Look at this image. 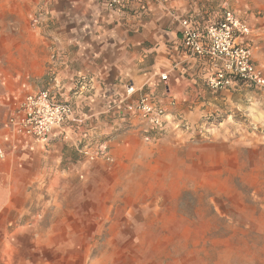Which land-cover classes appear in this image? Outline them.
Wrapping results in <instances>:
<instances>
[{
  "label": "crops",
  "instance_id": "1",
  "mask_svg": "<svg viewBox=\"0 0 264 264\" xmlns=\"http://www.w3.org/2000/svg\"><path fill=\"white\" fill-rule=\"evenodd\" d=\"M106 1L40 0L37 4L38 23L33 28L39 62L16 80L5 104L9 111L23 95L49 88L72 103L74 115L53 128L46 142L10 134L3 126L8 112L0 124L4 154L0 157V264L76 261L63 258L58 250L77 248L75 233L93 231L82 222L78 225V217H84L92 226L94 216L92 207H78L77 186L90 179L92 170L82 147L109 138L112 154L127 132H143L146 126L127 103L144 92L159 103L172 99L171 112L184 120L204 104L210 62L181 45L180 19L203 28L225 6L235 8L246 23L256 24L246 41L264 73L263 23H254L253 14L231 0H126L114 8ZM161 72L168 73L167 80L159 79ZM80 76L86 77L87 85L78 86ZM128 86L137 91L125 104Z\"/></svg>",
  "mask_w": 264,
  "mask_h": 264
},
{
  "label": "rangeland",
  "instance_id": "2",
  "mask_svg": "<svg viewBox=\"0 0 264 264\" xmlns=\"http://www.w3.org/2000/svg\"><path fill=\"white\" fill-rule=\"evenodd\" d=\"M39 1L0 0V124L9 90L39 62ZM238 5L264 26V0ZM206 87L186 126L148 140L132 130L112 162L92 161L76 186L94 215L78 225L93 231L58 250L70 264H264V95L236 77Z\"/></svg>",
  "mask_w": 264,
  "mask_h": 264
},
{
  "label": "built area",
  "instance_id": "3",
  "mask_svg": "<svg viewBox=\"0 0 264 264\" xmlns=\"http://www.w3.org/2000/svg\"><path fill=\"white\" fill-rule=\"evenodd\" d=\"M124 1L126 0H107L106 4L109 8H114ZM231 1L234 4L243 2ZM179 23L180 42L184 49L189 54L210 62L211 72L205 80L209 88L217 90L231 86L233 77H236L253 85L264 95V73L255 63L250 47L243 41L250 35L251 27L240 18L235 8L225 6L219 17L206 23L203 28L195 27L187 18L180 19ZM167 78V72L159 74L161 81ZM77 84L87 85L86 77L80 76ZM136 91L133 86H128L122 102L125 101L126 104ZM174 104L172 99L167 103H159L150 93L144 92L133 103H127L126 107L139 119L140 124L146 126L143 133L144 139L148 140L154 138L155 133L165 131L167 127L186 126L180 114L171 112L170 106ZM73 115L74 108L69 100L59 99L49 88H42L16 100L9 108L3 126L14 136H32L46 142L53 128L72 119ZM82 154L89 161H113L109 138L84 145ZM3 156V151L0 150V157Z\"/></svg>",
  "mask_w": 264,
  "mask_h": 264
}]
</instances>
